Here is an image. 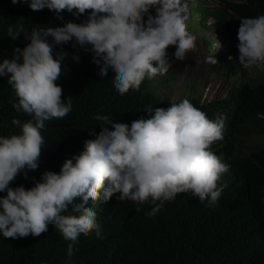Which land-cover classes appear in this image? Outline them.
<instances>
[{"label": "clouds", "instance_id": "1", "mask_svg": "<svg viewBox=\"0 0 264 264\" xmlns=\"http://www.w3.org/2000/svg\"><path fill=\"white\" fill-rule=\"evenodd\" d=\"M12 3L29 9L27 0ZM45 7L56 12L54 20L67 10L85 14L86 21L31 33L7 28L6 36L16 42L0 58V87L6 89L3 109L13 111L12 124L21 131L0 136V192H7L0 197L3 237H38L52 224L73 242L71 257L80 234L102 236L90 207L114 194L120 202H133L137 212L151 205L149 217L178 194L217 205L233 132L241 129L238 142L250 141L248 126L252 142L264 149V113L256 121H240L248 86L264 81V0H30L33 11ZM22 32L30 41L25 47L17 41ZM73 38L91 45L101 77L111 68L120 94L142 90L153 103L131 126L97 114L102 131L60 173L45 171L28 189L10 187L21 172L27 177L25 170L38 169L46 140L41 130L72 111L71 96L65 103L56 83L67 53L54 58L53 47ZM17 114L31 119L22 122ZM70 206L78 215L62 214Z\"/></svg>", "mask_w": 264, "mask_h": 264}, {"label": "trees", "instance_id": "2", "mask_svg": "<svg viewBox=\"0 0 264 264\" xmlns=\"http://www.w3.org/2000/svg\"><path fill=\"white\" fill-rule=\"evenodd\" d=\"M27 2L29 9L13 4L12 0H0V58L16 42L6 36L7 28L16 31L22 26L24 32L31 33L33 29L86 21L85 14L76 17L67 10L54 20L51 16L55 11L46 7L33 11L30 0ZM253 10L257 12L256 7ZM23 34L17 41L25 47L30 41ZM49 43H53L51 37ZM62 52L67 55L56 83L63 89L65 103L71 96L72 111L63 119H52L55 123L47 131L41 130L46 140L38 169L25 170L27 177L21 172L10 187L22 185L28 189L41 180L45 171L60 173L65 161L82 153L85 141L102 131L103 126L94 119L97 114L131 126L134 120L142 118L139 111L153 103V96L142 90L130 89V94H120L111 68L108 76L101 77L91 45L80 46L73 38L53 47L54 58ZM5 92L0 87V131L4 132L0 136L21 131L12 124L11 109L7 107L2 113L7 105L2 96ZM241 112L240 121H256L257 115L264 113V81L256 88L248 86ZM15 118L22 122L31 119L21 114ZM241 132L236 129L233 141L225 147L230 169L218 183L224 191L217 205L209 207L207 200L200 202L191 193L178 194L156 216L149 217L146 213L151 205L137 212L133 202L117 200V193L110 201L90 207L97 212L102 236L98 238L95 231L87 236L80 234L71 257L67 249L73 242L65 240L49 224L48 231L38 237L5 239L0 233V264H66L69 260L71 264H264V149L252 142L253 133L248 126L244 132L250 141L238 142ZM6 195V191L0 192V197ZM62 214L78 215L71 211V206Z\"/></svg>", "mask_w": 264, "mask_h": 264}, {"label": "rangeland", "instance_id": "3", "mask_svg": "<svg viewBox=\"0 0 264 264\" xmlns=\"http://www.w3.org/2000/svg\"><path fill=\"white\" fill-rule=\"evenodd\" d=\"M200 12H201L200 10L199 11H196V13H197V15L195 16L196 19H198ZM212 42H213V40H212Z\"/></svg>", "mask_w": 264, "mask_h": 264}]
</instances>
